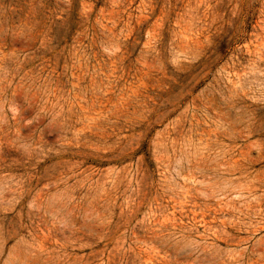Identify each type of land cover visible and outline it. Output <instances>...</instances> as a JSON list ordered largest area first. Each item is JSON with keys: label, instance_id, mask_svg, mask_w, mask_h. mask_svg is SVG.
<instances>
[{"label": "rangeland", "instance_id": "374dc122", "mask_svg": "<svg viewBox=\"0 0 264 264\" xmlns=\"http://www.w3.org/2000/svg\"><path fill=\"white\" fill-rule=\"evenodd\" d=\"M0 264H264V0H0Z\"/></svg>", "mask_w": 264, "mask_h": 264}]
</instances>
